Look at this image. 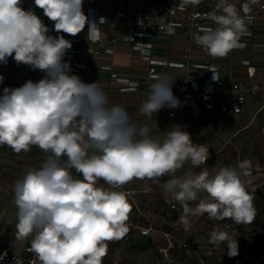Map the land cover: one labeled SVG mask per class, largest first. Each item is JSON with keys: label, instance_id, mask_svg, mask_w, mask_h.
I'll use <instances>...</instances> for the list:
<instances>
[{"label": "clouds", "instance_id": "9594fccd", "mask_svg": "<svg viewBox=\"0 0 264 264\" xmlns=\"http://www.w3.org/2000/svg\"><path fill=\"white\" fill-rule=\"evenodd\" d=\"M83 2L34 0L54 22V31L70 36L88 23ZM199 3L182 0L181 6ZM257 3L244 0L237 8L229 0H217L208 14L215 27L200 28L194 42L210 57H226L242 46L244 35H250L247 25ZM20 5L21 0H0V63L7 64L12 57L18 66L45 75L37 82L27 80L20 87L3 89L0 146L17 154L37 147L46 154L39 167L29 168L12 187L15 237H31L28 251L35 259L30 264H102L106 242L120 240L129 231V193L118 189L134 179L157 184L161 177L171 176L162 191L181 205L179 220L186 230L205 215L217 222H253L256 210L246 179L248 161L176 177L186 163L194 168L205 165L209 148L193 143L180 125L167 131L162 141L153 139L147 126L131 121L123 105L110 104L100 82L85 83L71 73L64 57L72 43L63 35H48L50 29L41 18ZM94 25L89 23L92 39H96ZM3 80L0 75V83ZM173 82L158 76L139 112L152 118L164 107L178 108ZM209 243L226 247L229 258L239 254L237 239L225 231L214 229Z\"/></svg>", "mask_w": 264, "mask_h": 264}, {"label": "built area", "instance_id": "2783aa9c", "mask_svg": "<svg viewBox=\"0 0 264 264\" xmlns=\"http://www.w3.org/2000/svg\"><path fill=\"white\" fill-rule=\"evenodd\" d=\"M109 2L113 6V11L104 15H96L98 25H94L92 29L96 39L88 35L89 23H86L84 30L76 37L64 36L72 43V48L66 52L64 57L65 61H70L71 73L88 70L90 59L101 54L111 55L118 41H121L140 54L147 64V69L146 74L139 77L120 73L109 63L101 64L100 69L109 72L110 78L118 85L120 91H135L142 84L151 85L158 76L166 75L174 81L171 86L172 90L179 91L183 97H199L208 109L214 107L219 97H224L225 100L220 105L221 112L233 114L243 112L248 94L264 93V83L253 80L256 70L251 60L234 57L235 51L247 49L258 31L264 32V0H258V3L252 7L253 19L247 25L250 35H244L241 38L242 46L226 56L228 61H231L230 63L236 62L244 67L245 73L231 74L226 78L221 75L225 63L211 61L207 53L193 40L194 34L200 28L215 27L208 14L215 9L217 0H200L199 4L186 6H181L182 0H109ZM229 2L239 8L244 0H229ZM105 23L107 28L102 29L101 26ZM118 27L120 29L116 31ZM158 35H180L182 37L184 45L178 57L164 59L154 55V39ZM8 64L9 61L7 64L0 63V69ZM0 75L4 77L3 82L0 83L1 96L5 87H20L27 80L37 82L44 77L25 76L19 82H12L1 70ZM258 111L264 114V99ZM262 131L264 133V124ZM62 159L65 158L62 157ZM118 190L129 193L127 198L131 211L127 221L128 233L134 232L143 236L157 235V250L164 257L171 255V250L178 246L188 255H192L198 264H230V262L261 264L264 259V233L254 225L246 233L253 237V243L238 245L239 254L229 258L227 248L223 245L213 246L207 243L175 240L172 232L183 227L179 220L182 207L170 197L164 196L158 204L148 206L143 205L138 199L139 193L146 192L145 188L123 186ZM218 226L220 231L227 232L233 239H236L240 233L238 224L229 219L218 222ZM114 242H106L107 253ZM13 243L14 240L11 237L2 241L0 264H17V260L22 261V264H30V261L35 259L34 254L28 251L31 238L20 253L11 251L10 247ZM106 262L107 254L102 264H107Z\"/></svg>", "mask_w": 264, "mask_h": 264}, {"label": "crops", "instance_id": "0c3cea01", "mask_svg": "<svg viewBox=\"0 0 264 264\" xmlns=\"http://www.w3.org/2000/svg\"><path fill=\"white\" fill-rule=\"evenodd\" d=\"M20 6L25 10H32L36 12V15H38L41 18V20L49 27L50 32L48 33V35H51L53 37H56L58 35H63V36L68 35L66 33H57L54 31V22L49 20L43 14V10L35 5L34 0H21ZM83 11L84 14L88 17V23H94L98 25L96 23V15L97 14L104 15L112 12L113 6L112 4H110L109 0H84ZM101 28L106 29L107 24L106 23L102 24ZM119 29H120L119 27L116 28V31H119ZM261 35H264V32L260 30L257 32V36L255 37V40H257L258 37H260ZM254 41H252L248 45L246 50L235 51L234 57L237 59L249 58L253 63V65L255 66V70H256V76L254 77L253 80L264 83V79L262 78L259 67L257 65L258 62H256V58L254 56V54L256 53H253V48H254L253 45L255 44ZM154 43H155V47L153 49L154 55L156 57H160L164 59H168V58L175 59L176 57H178L182 49V46L184 45L183 39L180 35H174V36L158 35L154 39ZM208 57L210 58L211 61H222L225 63L223 71L221 72V75L225 78L230 76L231 74L240 75L245 73L244 67H242L240 64L236 62L230 63L231 61H228L227 57L224 58H213L210 56ZM8 61H9L8 66L1 67L0 70L1 72L7 74L10 81L12 82H19L25 76L40 77L45 75L40 70H32L30 66H26L23 64L18 66L12 57H9ZM104 63L111 64L112 67L120 73H125L139 77H143L146 74L147 64L145 63V61H143L140 54L132 50L129 46L123 44L121 41H118L116 48L111 55L101 54L95 56L92 59H90L88 70L81 72H74L72 74L78 75L81 78V80L85 83L100 82L101 87L103 88L104 91H117V92L119 91L124 94H130V92H133V91H127V92L120 91L118 85L115 82H113V80L110 78L109 72L100 69V65ZM150 86L151 85L142 84L140 87H138V89L150 90ZM172 92L173 95L180 101V104L183 106V110L186 111L185 114L186 113L191 114L195 118L196 122L194 123V125H192L193 127L191 129L193 130V133L194 132L196 134L200 133L199 134L200 137H197L198 139L197 141L192 140L193 143L204 144L206 148H209V153L211 155L206 160L205 165H201L200 167L196 168L197 171L195 172H192V169H194V167H192L190 163H186L182 169L177 171V173L175 174L176 177L182 176L185 173H190V174L199 173L208 166L214 167V171H218L220 168H222L221 158L224 157V154H229V152L232 151L233 147H235L237 150L239 146L244 144V140L237 137V135L235 134L229 133L223 136L220 132L219 134L216 133V135H218L219 137H215V138L208 137L209 131L211 129L212 121L214 119H218L215 128L217 130H222V132L226 131L228 130V126L230 125L228 123L230 120L241 117L245 112H247L250 106L254 104L256 105V107L259 108L261 102L264 99L263 92L254 95L248 94L247 102L244 106L243 112L240 114H233L231 112H226V113L221 112L220 105L222 102H224L225 100L224 97H219L214 107L208 109L205 107L204 102L199 97L185 98L182 96V94L179 91L172 90ZM258 112L262 113L260 111ZM258 112H256L254 116H256ZM173 113L174 112L172 110L168 111V116L169 117L174 116ZM262 116H263L262 123L264 124L263 113ZM246 127H248L247 124L244 125L242 128H246ZM223 146H225L226 149L221 154L216 155L217 151H222ZM45 157L46 154L41 152L37 147H33L30 152L27 153L21 152L17 154L7 146H0L1 167L5 170L13 172L18 179H21L24 173L29 168L39 167L44 162ZM235 161L237 160H233V162ZM171 178H172L171 176L165 175L160 178L159 183L157 184H153L152 181L150 180H144V181L133 180L131 181L129 186L128 185L125 186L133 187L137 189H141V188L148 189L144 194L139 193L138 199L143 205L154 206L158 204L159 201L164 196H167L162 191V185ZM101 185H103V182L101 183ZM104 186L106 187V185ZM193 230L191 228H188L187 230L177 229L172 232V235L176 241L179 240L190 241L189 239L197 240V239H202L204 237L200 233L196 234L195 231ZM125 236H127V238L134 237L135 239L142 241L143 245L152 246L155 244L157 248V235L155 234L143 236L133 232V233H128ZM2 241L3 240L0 239V242ZM114 243L112 245H114ZM112 245L108 249V252L113 247ZM183 252L184 251L180 247L176 246L175 249L171 250V255L179 256V254L182 255ZM106 263L109 264L108 254H107Z\"/></svg>", "mask_w": 264, "mask_h": 264}, {"label": "rangeland", "instance_id": "374dc122", "mask_svg": "<svg viewBox=\"0 0 264 264\" xmlns=\"http://www.w3.org/2000/svg\"><path fill=\"white\" fill-rule=\"evenodd\" d=\"M254 43L253 53H256L254 56L256 62H258L257 65L261 76L264 79V35L258 37ZM104 92L107 94L110 104H120L126 108L133 123L147 126L150 129V134L153 139L162 141L165 133L171 131L172 127L176 125L183 126L185 130L191 134L192 140L197 141V137H200V133H193L191 129L193 127L192 125L196 122L195 118L191 114H185L186 111L183 110L181 104L175 109L164 107L152 118H149L139 112L141 104L147 99L149 93L148 89H137L136 91L130 92V94H124L119 91ZM257 108L258 107L254 104L250 106L247 112L241 117L230 120L228 122L230 124L228 130L223 132L215 128L218 119H214L208 134V137L215 138L219 137L216 133L219 134L220 132L223 136L230 133L244 140V144L239 146L237 150L233 147L229 154H224V157L221 158L222 167H235L238 162L244 160L249 162V167L246 169L248 173L246 178L249 182V190L253 197L256 215L252 223L246 225L238 224L240 233L237 235L236 239L239 246L253 243V237L246 234L252 225L260 228L262 233H264V133L262 131V113L258 112L256 116H254L258 111ZM170 110L174 112V116L172 117L168 116V111ZM246 124L248 127L242 128ZM225 149L226 147L223 146L222 151H217L216 155L221 154ZM233 160L237 161L233 162ZM208 168L211 169L213 167L208 166ZM195 171H197L196 168L192 169V172ZM212 171L214 172V169H212ZM17 179L18 178L13 172L3 169L0 164V239L4 240L8 237L13 238L14 243L10 249L15 253H20L31 237L27 239H17L15 237L16 208L12 187ZM100 182L102 183V181ZM130 183L131 182L127 185L129 186ZM218 227L217 221L208 219L207 215L202 216L196 220L190 228L192 230L194 229L193 231H195L196 234L200 233L205 238L189 240L190 242L210 244V233L214 229L219 230ZM178 229L185 228L181 227ZM112 246L113 247L107 253L109 264H198V261L186 252H183L182 255L179 254V256L169 255L168 257H164L160 255L155 244L152 246L143 245L142 241L134 237L127 238V236H124L122 239L116 240ZM230 264L234 263L230 262Z\"/></svg>", "mask_w": 264, "mask_h": 264}, {"label": "trees", "instance_id": "16d2710c", "mask_svg": "<svg viewBox=\"0 0 264 264\" xmlns=\"http://www.w3.org/2000/svg\"><path fill=\"white\" fill-rule=\"evenodd\" d=\"M255 226V225H254ZM257 227V226H256ZM260 229V228H259ZM261 230V229H260ZM264 263V259L262 260L261 264Z\"/></svg>", "mask_w": 264, "mask_h": 264}]
</instances>
